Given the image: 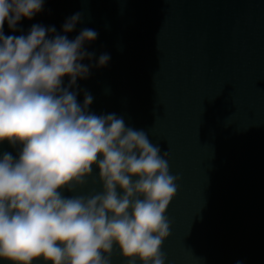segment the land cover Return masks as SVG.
Returning a JSON list of instances; mask_svg holds the SVG:
<instances>
[{"label": "water", "instance_id": "95a60500", "mask_svg": "<svg viewBox=\"0 0 264 264\" xmlns=\"http://www.w3.org/2000/svg\"><path fill=\"white\" fill-rule=\"evenodd\" d=\"M76 13L68 38L93 29L87 50L111 57L77 81L89 110L144 130L180 176L166 264H264V0H45L18 27L60 33ZM100 188L94 171L75 194ZM112 264H126L118 250Z\"/></svg>", "mask_w": 264, "mask_h": 264}, {"label": "clouds", "instance_id": "9594fccd", "mask_svg": "<svg viewBox=\"0 0 264 264\" xmlns=\"http://www.w3.org/2000/svg\"><path fill=\"white\" fill-rule=\"evenodd\" d=\"M44 3L0 0V144L15 149L0 153V264H112L115 250L126 264H166L180 176L144 130L89 110L93 97L77 81L111 57L87 50L93 29L68 38L80 13L60 33L18 27ZM5 23L22 34L6 36ZM94 171L100 190L75 194Z\"/></svg>", "mask_w": 264, "mask_h": 264}]
</instances>
